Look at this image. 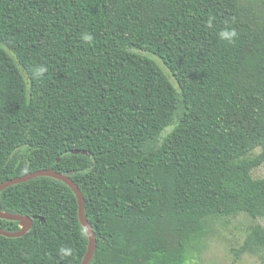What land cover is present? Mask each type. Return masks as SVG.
Instances as JSON below:
<instances>
[{"label":"trees","instance_id":"16d2710c","mask_svg":"<svg viewBox=\"0 0 264 264\" xmlns=\"http://www.w3.org/2000/svg\"><path fill=\"white\" fill-rule=\"evenodd\" d=\"M263 162L264 14L239 0H0V183L67 175L95 234L88 264H187L208 220L264 217ZM0 210L36 216L0 235V264L81 263L64 182L10 185ZM233 251L264 264V227Z\"/></svg>","mask_w":264,"mask_h":264},{"label":"rangeland","instance_id":"374dc122","mask_svg":"<svg viewBox=\"0 0 264 264\" xmlns=\"http://www.w3.org/2000/svg\"><path fill=\"white\" fill-rule=\"evenodd\" d=\"M239 3L249 18L264 14V0H239ZM251 174L264 178V162ZM257 223L264 227V217L251 218L240 213L208 220L203 236L188 246L187 264H259L255 255L242 253L236 257L233 251L242 243L248 226Z\"/></svg>","mask_w":264,"mask_h":264},{"label":"water","instance_id":"95a60500","mask_svg":"<svg viewBox=\"0 0 264 264\" xmlns=\"http://www.w3.org/2000/svg\"><path fill=\"white\" fill-rule=\"evenodd\" d=\"M74 152H78V151H74ZM38 176H49V177L58 179L64 182L66 185H68L73 191V193L75 194L76 201L78 204V219L88 236L87 250L80 264H88L93 255L94 249H95V242H96L95 234H94V231L90 223L87 221L84 215V200H83L82 193L77 187V185L67 175L57 172L51 168L40 169V170H36L33 172H27L21 176H16V177L7 179L5 181H2L0 183V192L10 185L24 182V181L33 179ZM0 218L18 221L20 225L19 230L13 231V232L0 228V235H4L6 237H18V236H22L23 234H25L31 228L32 220L33 218H36V216L29 217L27 215L11 214V213L3 212L0 210ZM41 220L43 219L41 218Z\"/></svg>","mask_w":264,"mask_h":264},{"label":"clouds","instance_id":"9594fccd","mask_svg":"<svg viewBox=\"0 0 264 264\" xmlns=\"http://www.w3.org/2000/svg\"><path fill=\"white\" fill-rule=\"evenodd\" d=\"M218 35L221 39H225V40H228L229 42H232L234 38L236 37L237 33L235 29L225 28L219 31ZM81 39L88 42L89 44H91L94 40L93 36L87 32L81 34ZM34 71H35L36 76L42 77L43 74L47 71V68L44 65H39L35 68Z\"/></svg>","mask_w":264,"mask_h":264}]
</instances>
